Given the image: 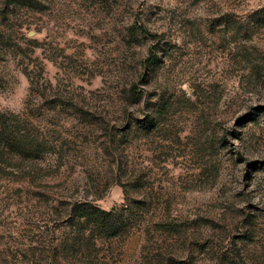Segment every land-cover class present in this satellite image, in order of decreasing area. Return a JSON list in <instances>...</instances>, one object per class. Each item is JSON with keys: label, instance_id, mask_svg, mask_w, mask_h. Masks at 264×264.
Segmentation results:
<instances>
[{"label": "rangeland", "instance_id": "rangeland-1", "mask_svg": "<svg viewBox=\"0 0 264 264\" xmlns=\"http://www.w3.org/2000/svg\"><path fill=\"white\" fill-rule=\"evenodd\" d=\"M0 113V264H264V0H0Z\"/></svg>", "mask_w": 264, "mask_h": 264}, {"label": "trees", "instance_id": "trees-1", "mask_svg": "<svg viewBox=\"0 0 264 264\" xmlns=\"http://www.w3.org/2000/svg\"><path fill=\"white\" fill-rule=\"evenodd\" d=\"M141 32H144V29H140ZM151 63L155 61L154 55L151 56L150 60ZM16 122H18V117L13 118ZM11 118L9 116H6L5 114L0 113V135L1 137V143L3 144V147L8 150H16V151H26L30 150L31 146L29 145V149H25L27 145L26 141H19L18 145L13 144L12 140L13 139H18V134L20 137H23L21 135L20 129H15L14 126L11 125ZM4 141H3V140ZM29 152V151H28ZM2 151L0 150V156H1ZM94 215L92 217L99 223V222H104L108 217H110L109 213L99 211V210H94L93 211Z\"/></svg>", "mask_w": 264, "mask_h": 264}]
</instances>
